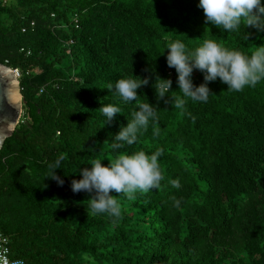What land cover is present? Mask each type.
Returning a JSON list of instances; mask_svg holds the SVG:
<instances>
[{"label":"trees","instance_id":"1","mask_svg":"<svg viewBox=\"0 0 264 264\" xmlns=\"http://www.w3.org/2000/svg\"><path fill=\"white\" fill-rule=\"evenodd\" d=\"M198 0H0V64L18 70L22 116L0 149V231L25 264H264V80L241 91L217 78L206 101L176 107L167 44L204 39L250 55L264 30L225 32L205 22ZM264 5V0H262ZM248 34V35H247ZM141 49V50H140ZM143 50V51H142ZM164 51V52H163ZM163 53V54H162ZM147 78L137 103L156 120L132 145L113 137L134 104L108 90ZM194 69V86L205 83ZM156 78L171 80L159 98ZM121 108L104 121L99 108ZM134 103V101H133ZM160 151L158 188L118 198L121 215L93 214L70 183L92 160ZM64 159L56 175L47 165ZM179 180L180 187L172 186ZM179 206H175V201Z\"/></svg>","mask_w":264,"mask_h":264},{"label":"clouds","instance_id":"2","mask_svg":"<svg viewBox=\"0 0 264 264\" xmlns=\"http://www.w3.org/2000/svg\"><path fill=\"white\" fill-rule=\"evenodd\" d=\"M197 7L203 10L207 24L221 28L225 32H238L242 24L244 29L264 30L262 0H198ZM165 49L167 66L175 69L176 83L182 93L175 101L176 107L179 108L185 105V98L206 101L210 94L207 82L215 81L217 78L227 86V90L237 92L264 80V45L255 47L250 55L228 49L214 39H204L198 47L191 50L182 41L173 40ZM194 69L204 74L205 83L193 85L191 76ZM155 80L160 81L159 98L165 97L172 81L160 78ZM148 82L147 78L140 79L132 75V78H119L108 84V90L119 96L122 103L135 105L131 121L121 126L113 137V150L119 149L122 144L132 145L137 140L138 132L146 129L150 121L156 120V109L152 104L137 103V89ZM99 110L105 118L104 121H111L116 114H121V108L111 103L101 105ZM160 154L159 150L151 155L144 151L120 154L108 166H103L102 160L94 159L90 168L80 169L79 180L71 181V191L92 194L88 200L89 210L93 214L107 213L109 216L118 217L121 215V205L118 198L110 195V192L134 199L137 192L147 193L158 188L163 179L158 164ZM63 159L64 156L60 155L57 160L49 163L45 177L55 180L60 186L64 181L56 175V170L60 169ZM171 183L175 188L180 187L178 179L172 180ZM179 203L178 200L175 201V206L178 207Z\"/></svg>","mask_w":264,"mask_h":264},{"label":"water","instance_id":"3","mask_svg":"<svg viewBox=\"0 0 264 264\" xmlns=\"http://www.w3.org/2000/svg\"><path fill=\"white\" fill-rule=\"evenodd\" d=\"M22 104L18 77L12 69L0 64V149L19 123Z\"/></svg>","mask_w":264,"mask_h":264},{"label":"built area","instance_id":"4","mask_svg":"<svg viewBox=\"0 0 264 264\" xmlns=\"http://www.w3.org/2000/svg\"><path fill=\"white\" fill-rule=\"evenodd\" d=\"M18 77V70H12ZM0 264H25L20 259L10 257V250L8 247V238L0 231Z\"/></svg>","mask_w":264,"mask_h":264},{"label":"rangeland","instance_id":"5","mask_svg":"<svg viewBox=\"0 0 264 264\" xmlns=\"http://www.w3.org/2000/svg\"><path fill=\"white\" fill-rule=\"evenodd\" d=\"M167 1V0H166ZM21 116H22V114H21ZM21 119V118H20Z\"/></svg>","mask_w":264,"mask_h":264}]
</instances>
